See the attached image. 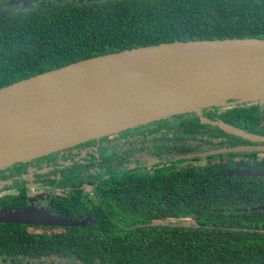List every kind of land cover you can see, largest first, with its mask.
Segmentation results:
<instances>
[{"label":"flooded vegetation","instance_id":"obj_1","mask_svg":"<svg viewBox=\"0 0 264 264\" xmlns=\"http://www.w3.org/2000/svg\"><path fill=\"white\" fill-rule=\"evenodd\" d=\"M41 1L0 0V88L17 82V11ZM238 104L172 114L1 168L0 208H32L78 224L0 222L17 225V252H0V264H140L134 249L179 245L166 240V233H179L169 228L214 227L202 225L184 201H236L242 195L184 194L179 186L264 185V102L242 104L257 106V113H226ZM222 122L254 138L227 131ZM260 205L224 208L259 213L242 215L257 227L228 228L264 233ZM107 245L131 256L102 257ZM253 262L264 264V254Z\"/></svg>","mask_w":264,"mask_h":264},{"label":"water","instance_id":"obj_2","mask_svg":"<svg viewBox=\"0 0 264 264\" xmlns=\"http://www.w3.org/2000/svg\"><path fill=\"white\" fill-rule=\"evenodd\" d=\"M263 101L261 37L175 40L81 59L0 88V169L172 114ZM0 222L78 224L11 207L0 208Z\"/></svg>","mask_w":264,"mask_h":264},{"label":"trees","instance_id":"obj_3","mask_svg":"<svg viewBox=\"0 0 264 264\" xmlns=\"http://www.w3.org/2000/svg\"><path fill=\"white\" fill-rule=\"evenodd\" d=\"M237 37L264 38V0H42L38 6L17 11V81L126 48L175 40ZM257 112V106L254 109L238 104L226 113ZM179 192L242 198L184 201L192 204L188 208L196 211L202 225L214 227L169 228L179 233H166V240L179 245L134 249L132 254L141 259L140 264H146L142 262L145 259H154L155 264H255L254 257H263V232L228 228L257 227L259 223L250 224L242 215L259 213L223 209L264 204V185L189 182L181 184ZM148 241L151 243L149 237ZM113 242L107 239V244ZM13 251L17 252V225L0 224V252ZM129 256L126 249L108 245L102 248V257Z\"/></svg>","mask_w":264,"mask_h":264},{"label":"rangeland","instance_id":"obj_4","mask_svg":"<svg viewBox=\"0 0 264 264\" xmlns=\"http://www.w3.org/2000/svg\"><path fill=\"white\" fill-rule=\"evenodd\" d=\"M264 102V101H263Z\"/></svg>","mask_w":264,"mask_h":264}]
</instances>
